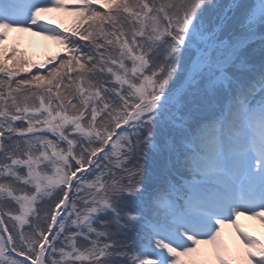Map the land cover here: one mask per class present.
Returning <instances> with one entry per match:
<instances>
[{
	"label": "snow or ice",
	"instance_id": "obj_1",
	"mask_svg": "<svg viewBox=\"0 0 264 264\" xmlns=\"http://www.w3.org/2000/svg\"><path fill=\"white\" fill-rule=\"evenodd\" d=\"M242 215L264 222V0H0V264H264Z\"/></svg>",
	"mask_w": 264,
	"mask_h": 264
},
{
	"label": "rangeland",
	"instance_id": "obj_2",
	"mask_svg": "<svg viewBox=\"0 0 264 264\" xmlns=\"http://www.w3.org/2000/svg\"><path fill=\"white\" fill-rule=\"evenodd\" d=\"M219 4L226 5L229 0H214ZM244 3H251L253 0H242ZM52 20L56 23H64L65 25H70L72 23V17L63 11H53L50 13ZM13 35H16L13 33ZM23 39H26L22 42V48L27 52L28 56L36 61L44 60L47 56L53 55L57 52H62V46L56 41L47 39L44 36L33 34L31 32L24 33ZM39 39H42V43H39ZM30 41V42H29ZM32 42V46H31ZM34 46L35 44H38ZM34 44V45H33ZM254 48L258 47L253 45ZM254 60L256 62L260 59L259 52H256L254 55ZM35 72V69L32 70ZM157 139L160 145L161 151L156 154L153 153V159L145 164L147 173L145 176V181L150 184H154L160 178L162 172L168 167L169 153L167 150V143L169 140L175 141V130L170 126L158 127L156 129ZM143 163V161H142ZM240 225L245 231L252 232L255 236H258L262 241H264V222L258 217H253L251 215H242L239 217ZM224 237L225 241L228 244L229 248L233 251L234 255L242 256L243 253L247 250L245 241L241 238L239 233L236 231V228L232 225H226L224 227ZM202 251L207 253L208 257L211 259V264H218V261L215 260L213 255V246L212 245H201ZM244 264H258V261H250L248 258L244 259Z\"/></svg>",
	"mask_w": 264,
	"mask_h": 264
},
{
	"label": "bare ground",
	"instance_id": "obj_3",
	"mask_svg": "<svg viewBox=\"0 0 264 264\" xmlns=\"http://www.w3.org/2000/svg\"><path fill=\"white\" fill-rule=\"evenodd\" d=\"M47 17H48L49 19L51 18V15H50V13H48V14H47ZM25 40H26V39H23V41H25ZM29 42H30V41H29ZM38 42H39V43H42V39H39V41H38ZM39 43H38V44H35V45L33 44V45H34V46H36V45L38 46V45H39ZM31 46H32V42H31Z\"/></svg>",
	"mask_w": 264,
	"mask_h": 264
}]
</instances>
